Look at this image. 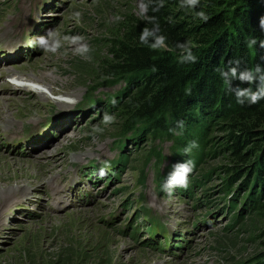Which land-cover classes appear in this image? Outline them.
<instances>
[{
  "label": "rangeland",
  "instance_id": "1",
  "mask_svg": "<svg viewBox=\"0 0 264 264\" xmlns=\"http://www.w3.org/2000/svg\"><path fill=\"white\" fill-rule=\"evenodd\" d=\"M128 9L144 11L140 0H0V54L22 43L34 47L17 60L0 59V167L16 169L26 183L0 194V264H243L263 249V239L246 241L247 173L226 189L227 160L211 154L188 177L201 183L169 196L162 189L175 170L170 166L179 165L171 164L179 152L174 143L119 134L114 116L105 123L114 114L109 97L126 84L99 87L79 75L74 62L96 39L107 38L108 27ZM40 36L58 42L57 50L41 48ZM92 93L103 105L86 113L81 101ZM214 137L219 149L224 133ZM154 148L164 159L147 162ZM43 152L40 167L35 156ZM112 159L124 160L118 173L103 166ZM41 171L44 180L36 182ZM141 196L160 226L148 228L147 218H139ZM235 213L238 220L228 228Z\"/></svg>",
  "mask_w": 264,
  "mask_h": 264
},
{
  "label": "trees",
  "instance_id": "2",
  "mask_svg": "<svg viewBox=\"0 0 264 264\" xmlns=\"http://www.w3.org/2000/svg\"><path fill=\"white\" fill-rule=\"evenodd\" d=\"M140 1L144 11H124L108 27L107 38L96 39L74 67L99 87L126 84L122 94L108 99L114 109L109 116L121 121L119 134L171 140L179 151L171 164H183V156L197 166L221 154L227 160L222 166L228 174L226 189L247 173L246 241L263 239V249L243 264H264V95L251 99L264 90V0H198L195 6L186 0ZM239 92L245 95L238 97ZM92 99L93 93L87 98L92 107L103 105ZM217 132L224 133L219 149ZM193 143L196 147L185 152ZM160 151H149L147 162L162 161ZM123 159L110 163L117 173ZM201 181L193 177L188 183ZM141 202L140 219L150 214L143 196ZM238 217L232 216L228 228Z\"/></svg>",
  "mask_w": 264,
  "mask_h": 264
},
{
  "label": "clouds",
  "instance_id": "3",
  "mask_svg": "<svg viewBox=\"0 0 264 264\" xmlns=\"http://www.w3.org/2000/svg\"><path fill=\"white\" fill-rule=\"evenodd\" d=\"M187 4H189L190 6H195L198 3V0H186ZM201 17L204 16L203 13L199 14ZM52 30H49L48 35H51ZM38 45L45 49L46 51H52L55 52L57 50V48L59 47V43H53V44H49V40L47 38V36H40L36 38ZM254 43V41H253ZM82 52H87L88 48L82 47L81 48ZM190 59L193 60L194 62V57H190ZM239 96H243L245 95L244 92H239L238 94ZM261 95H264V90H262L260 93H253L251 94V99L253 102H255ZM239 102H243V101H239ZM114 121V117L105 116V123H111ZM182 124V122H181ZM192 147H196L195 143H193L192 145L189 146V148L185 149V152H189L191 150ZM194 168V163L192 161H187L183 164L180 165H176L174 166V171L172 172V174L168 177V180L166 182V184L163 186V191H165L166 193H168V195L170 196L172 194L173 189L177 188V187H181V188H187L188 186V177L189 175L192 173ZM103 171H101V175H103Z\"/></svg>",
  "mask_w": 264,
  "mask_h": 264
},
{
  "label": "bare ground",
  "instance_id": "4",
  "mask_svg": "<svg viewBox=\"0 0 264 264\" xmlns=\"http://www.w3.org/2000/svg\"><path fill=\"white\" fill-rule=\"evenodd\" d=\"M44 20V19H43ZM45 22V21H44ZM1 65V64H0ZM46 79L45 78H37V81H40L41 83L40 84H44V85H47L46 83H48L47 81H45ZM19 81H21V79H19ZM17 86V85H16ZM19 89L20 87L17 86ZM31 88V87H30ZM30 88H27L26 91L30 90ZM22 90V89H21ZM36 90H39V89H36ZM44 93L46 94V92L44 91H39V93ZM66 104V103H65ZM85 110V109H84ZM89 110V109H88ZM83 114V113H82ZM0 118L1 115H0ZM69 119V118H67ZM70 120H72L70 118ZM67 122V121H66ZM64 129V128H62ZM62 132V131H61ZM66 136V135H65ZM46 142V141H45ZM53 144V143H52ZM1 145V144H0ZM43 145V144H42ZM41 147V145L39 146ZM38 149V148H35V150ZM30 154V153H29ZM44 154H46V152L44 153H41V154H38L37 156H35V159L38 163H35L36 164H39L40 167H42V165H44V161H39V159L42 157V156H45ZM2 160V159H1ZM8 162V161H7ZM52 167L55 166V165H51ZM6 167V166H5ZM32 176V175H31ZM23 175L21 173H18V171L16 169L14 170H6L3 166L0 167V194H4V193H11L12 191H15L14 189L16 190H22L23 187L25 186L24 182L22 181L23 179ZM34 180L37 182V181H42L44 180L43 178V173L42 171L35 174L33 176ZM32 180V181H34ZM15 184V185H14ZM66 192V191H65ZM88 220V219H87ZM82 223V222H81ZM88 226V225H87ZM140 229V228H139ZM119 241V240H118ZM181 248V247H180Z\"/></svg>",
  "mask_w": 264,
  "mask_h": 264
}]
</instances>
